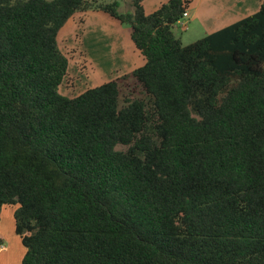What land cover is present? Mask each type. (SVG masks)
Returning <instances> with one entry per match:
<instances>
[{
    "label": "trees",
    "instance_id": "trees-1",
    "mask_svg": "<svg viewBox=\"0 0 264 264\" xmlns=\"http://www.w3.org/2000/svg\"><path fill=\"white\" fill-rule=\"evenodd\" d=\"M100 1L0 0V212L16 206L21 264H264V2L184 46L190 0ZM87 11L128 25L143 65L66 98L58 33ZM127 79L143 97L120 104Z\"/></svg>",
    "mask_w": 264,
    "mask_h": 264
},
{
    "label": "rangeland",
    "instance_id": "rangeland-1",
    "mask_svg": "<svg viewBox=\"0 0 264 264\" xmlns=\"http://www.w3.org/2000/svg\"><path fill=\"white\" fill-rule=\"evenodd\" d=\"M113 1L118 3L119 13L133 12L131 0H101L100 2L108 4ZM151 1H155V7L158 6L159 1L148 0L146 8ZM204 2L214 1L205 0ZM83 14L84 12L76 13L58 33V46L68 59L67 75L58 88V94L66 98H74L87 89L114 81L122 74L129 75L143 65V58L130 40L128 25H121L103 14L90 13L85 17ZM179 23L186 28L182 29V26L176 25L173 33L180 39L182 45H189L204 36L205 29L198 22H191L190 19L184 18ZM120 91V104L124 98L143 97L141 89L132 79L121 81ZM125 149L120 146L116 148L122 151ZM15 209L16 206H5L0 216L2 215L1 224L8 236L3 239V245L19 257L22 252L25 253V249L18 236L9 231L11 227L7 226Z\"/></svg>",
    "mask_w": 264,
    "mask_h": 264
},
{
    "label": "crops",
    "instance_id": "crops-1",
    "mask_svg": "<svg viewBox=\"0 0 264 264\" xmlns=\"http://www.w3.org/2000/svg\"><path fill=\"white\" fill-rule=\"evenodd\" d=\"M157 1H159L158 6L155 7V1H151L148 8H146L148 0L143 1L142 5L146 14L155 12L162 4L166 3L168 0H166L165 2L161 0ZM204 1L205 0H197V2H195V0H190V4L187 10L188 17L186 18L190 19L191 22L196 21L201 24V26L205 29L204 36L256 13L259 9L260 4L264 2V0H213L214 2L208 3ZM90 13L97 15L103 14L99 12L87 11L84 12L83 16L85 17V15ZM103 15L107 16L105 14ZM73 17L74 16H72L70 19H72ZM107 18L110 17L107 16ZM68 21L66 22V24L68 23ZM12 218L13 214L10 217V221L7 223V226L11 227L9 228V231L14 232V220ZM1 221L2 215L0 216V238L3 240L8 236L4 231V226H2ZM17 255L18 254L16 253H12L10 248H6L3 245L0 248V264H21L24 253L22 252V255L19 257Z\"/></svg>",
    "mask_w": 264,
    "mask_h": 264
},
{
    "label": "built area",
    "instance_id": "built-area-1",
    "mask_svg": "<svg viewBox=\"0 0 264 264\" xmlns=\"http://www.w3.org/2000/svg\"><path fill=\"white\" fill-rule=\"evenodd\" d=\"M187 17H188V14H187V12H185V13L182 15V19H184V18H187ZM182 19H181V20H182ZM181 20H180V21H181ZM180 21H179V22H180ZM179 22H178V24H177V25H180V26H182V29H185V28H186V26H185V25H182V24H180Z\"/></svg>",
    "mask_w": 264,
    "mask_h": 264
}]
</instances>
